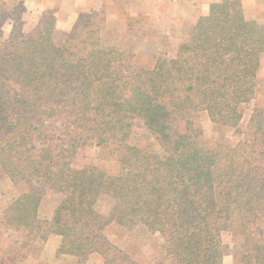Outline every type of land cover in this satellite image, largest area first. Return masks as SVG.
<instances>
[{
	"label": "trees",
	"instance_id": "16d2710c",
	"mask_svg": "<svg viewBox=\"0 0 264 264\" xmlns=\"http://www.w3.org/2000/svg\"><path fill=\"white\" fill-rule=\"evenodd\" d=\"M105 21L92 10L56 44L45 17L33 37L13 26L0 49V171L30 187L2 216L20 249L57 235L56 254L75 264L92 254L119 263L128 257L105 234L117 224L155 236L175 264H221V234L239 228L242 260L264 264V107L233 145L206 147L193 123L203 111L239 124L258 92L264 20L247 18L241 0L211 3L149 67L102 37ZM134 125L158 152L129 144ZM90 143L109 148L115 173L75 163ZM44 192L59 201L41 217Z\"/></svg>",
	"mask_w": 264,
	"mask_h": 264
},
{
	"label": "rangeland",
	"instance_id": "374dc122",
	"mask_svg": "<svg viewBox=\"0 0 264 264\" xmlns=\"http://www.w3.org/2000/svg\"><path fill=\"white\" fill-rule=\"evenodd\" d=\"M25 0H0V49L3 48L8 40L11 29L16 27L22 35L35 36L39 24L45 17L53 19L54 31L53 42L61 43L67 30L61 28V21L56 15L42 11L40 13H31L23 5ZM53 2L54 0H45ZM110 0H98L97 6L93 9L91 1L82 8L78 21L83 22L89 16L92 10H103L107 15V3ZM128 2L127 7H121L123 16L113 25L104 23L101 35L104 39L111 42L124 52L131 53L133 59L146 67L153 64L155 57L160 51H167L169 55L179 42L185 39L184 32H188V27L184 24L179 28L178 23L175 24L176 30H171L168 34L160 32L157 38L160 42L159 52L152 56L143 52L145 44L148 42L152 32V27L158 22H153L149 15L138 14L135 12L134 3L136 0H117ZM49 4V3H48ZM102 5V6H101ZM190 3L185 5L186 11L190 10ZM174 8L181 7L167 6V16L173 18L172 11ZM173 9V10H172ZM169 11V12H168ZM184 11V8H182ZM184 13V12H183ZM187 13V12H185ZM248 17V16H247ZM257 18L264 20V13L257 14ZM119 30L120 32H118ZM154 32V31H153ZM122 33L125 36L121 35ZM119 34V35H117ZM121 35V36H120ZM147 48V47H146ZM133 51V52H132ZM259 85L256 97L247 104L242 105V119L236 127H223L210 121L205 112H199L194 115L193 123L195 128L200 129L201 138L206 147L212 148L218 143L235 144L240 138L245 136L246 125L254 107H264V55L261 59V67L258 73ZM180 132L184 131L182 123L177 124ZM129 144L136 145L140 148L152 152H158L159 144L154 136L145 128L134 125L130 137ZM75 163L77 165L94 164L104 167L112 173L118 170V165L109 153V148L96 146L94 143L86 145L77 155ZM30 187L25 182L13 183L2 171H0V264H75V258L70 255L56 254V249L60 244V237L51 235L45 240L35 241L28 249L27 247L20 249V234L9 229L2 219L3 211L8 205L17 198L21 193L27 192ZM59 197L55 193L44 192L41 195L39 204V214L41 217L47 216L56 206ZM260 232L261 229H255ZM105 234L108 239L119 249H121L128 257L127 260L115 264H175V262L166 256L160 246L158 239L152 235H145L137 229H126L117 224L109 225ZM243 234L239 228H235L221 234L223 256L221 264H252L245 263L242 258ZM58 243L56 249L55 244ZM27 251V253H26ZM40 254V263L38 255ZM85 264H107L98 254H92Z\"/></svg>",
	"mask_w": 264,
	"mask_h": 264
},
{
	"label": "crops",
	"instance_id": "0c3cea01",
	"mask_svg": "<svg viewBox=\"0 0 264 264\" xmlns=\"http://www.w3.org/2000/svg\"><path fill=\"white\" fill-rule=\"evenodd\" d=\"M90 1L93 9H95L97 6L96 1L98 0H54L53 2L45 0H25L23 5L27 8V11H32L31 13H40L46 10L52 15H56L61 21V28L69 31L72 25L78 21L82 8L88 5ZM218 1L219 0H136L134 3L135 12L146 16L149 15L151 21L158 22L152 27L153 30L150 32L151 35L147 37L148 42L145 44L143 52L152 56L156 55L160 50V42L157 38L160 32L168 34L171 30H176L175 24L177 23L179 28L184 24L187 27L188 24H190L189 27H191L200 15L207 12L209 4ZM106 3L108 6L105 24L108 25L109 23V25H113L123 16L121 7L126 8L128 2L110 0L109 2L106 1ZM187 3H190V6H192L188 11L185 9ZM241 4L246 17L248 16L247 18L249 19H257V14L264 13V0H241ZM167 6H177L181 8H174V11H172L173 18L170 19L169 16H167ZM182 8H184V11H182ZM117 31L120 32L119 30ZM187 33L184 32L185 39ZM121 35L125 36L124 33ZM57 245L58 243L55 244L54 250ZM38 259L39 260L36 262L40 263L42 259H40V254L38 255Z\"/></svg>",
	"mask_w": 264,
	"mask_h": 264
}]
</instances>
